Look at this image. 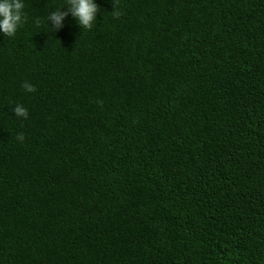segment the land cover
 <instances>
[{
  "label": "trees",
  "instance_id": "trees-1",
  "mask_svg": "<svg viewBox=\"0 0 264 264\" xmlns=\"http://www.w3.org/2000/svg\"><path fill=\"white\" fill-rule=\"evenodd\" d=\"M96 2L0 33V264H264V0Z\"/></svg>",
  "mask_w": 264,
  "mask_h": 264
},
{
  "label": "clouds",
  "instance_id": "clouds-1",
  "mask_svg": "<svg viewBox=\"0 0 264 264\" xmlns=\"http://www.w3.org/2000/svg\"><path fill=\"white\" fill-rule=\"evenodd\" d=\"M24 0H0V33L13 36L24 21ZM66 8V10H64ZM99 5L96 0H68V3L60 9L50 11L48 21L51 26L58 28L62 26V22L69 14L75 19L81 28H91L97 19ZM39 23V21H37ZM23 88L32 92L35 86L25 81ZM15 115L24 118L28 117V110L22 104H16L14 107ZM23 139V134L18 136Z\"/></svg>",
  "mask_w": 264,
  "mask_h": 264
}]
</instances>
